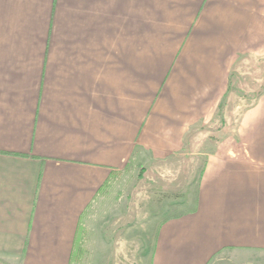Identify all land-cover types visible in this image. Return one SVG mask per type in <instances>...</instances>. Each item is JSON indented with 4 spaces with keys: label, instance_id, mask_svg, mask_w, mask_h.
I'll return each mask as SVG.
<instances>
[{
    "label": "crops",
    "instance_id": "1",
    "mask_svg": "<svg viewBox=\"0 0 264 264\" xmlns=\"http://www.w3.org/2000/svg\"><path fill=\"white\" fill-rule=\"evenodd\" d=\"M236 98L149 264H264V0H0V264H71L98 192Z\"/></svg>",
    "mask_w": 264,
    "mask_h": 264
},
{
    "label": "rangeland",
    "instance_id": "2",
    "mask_svg": "<svg viewBox=\"0 0 264 264\" xmlns=\"http://www.w3.org/2000/svg\"><path fill=\"white\" fill-rule=\"evenodd\" d=\"M231 92L242 96L234 88ZM236 99L222 103L210 127L192 128L180 154L135 158L98 192L83 214L71 264H149L159 224L184 212L196 195L201 152L212 149L219 135L206 138L202 132L223 126L224 120V133L231 132L250 103Z\"/></svg>",
    "mask_w": 264,
    "mask_h": 264
},
{
    "label": "trees",
    "instance_id": "3",
    "mask_svg": "<svg viewBox=\"0 0 264 264\" xmlns=\"http://www.w3.org/2000/svg\"><path fill=\"white\" fill-rule=\"evenodd\" d=\"M142 171V170H141Z\"/></svg>",
    "mask_w": 264,
    "mask_h": 264
}]
</instances>
